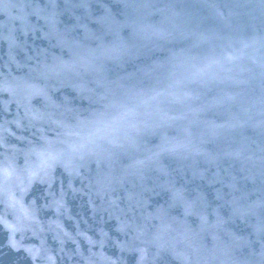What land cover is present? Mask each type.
Wrapping results in <instances>:
<instances>
[{
    "label": "clouds",
    "instance_id": "obj_1",
    "mask_svg": "<svg viewBox=\"0 0 264 264\" xmlns=\"http://www.w3.org/2000/svg\"><path fill=\"white\" fill-rule=\"evenodd\" d=\"M0 264H264V0H0Z\"/></svg>",
    "mask_w": 264,
    "mask_h": 264
}]
</instances>
